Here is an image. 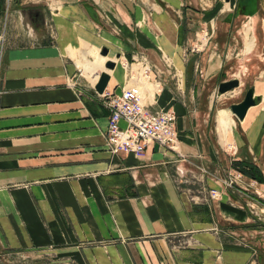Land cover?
Masks as SVG:
<instances>
[{
    "label": "crops",
    "instance_id": "obj_1",
    "mask_svg": "<svg viewBox=\"0 0 264 264\" xmlns=\"http://www.w3.org/2000/svg\"><path fill=\"white\" fill-rule=\"evenodd\" d=\"M181 3L11 0L0 73V251L50 264H264V243L257 250L231 233L253 216L244 201L263 210L264 202L218 180L233 160L264 173L263 57L253 59L249 85L259 100L238 119L230 105L241 98L219 101L226 59L214 44L215 10ZM136 84L148 109L175 114V149L151 142L140 157L107 149L104 95ZM220 109L233 119L223 135ZM256 184L264 197V182Z\"/></svg>",
    "mask_w": 264,
    "mask_h": 264
},
{
    "label": "rangeland",
    "instance_id": "obj_2",
    "mask_svg": "<svg viewBox=\"0 0 264 264\" xmlns=\"http://www.w3.org/2000/svg\"><path fill=\"white\" fill-rule=\"evenodd\" d=\"M180 4L181 10H190L205 12V10L210 9L211 7L215 10L216 19L215 32H214V44L216 47L217 54L221 58L226 59L225 64L223 65L221 72L218 76L219 81L230 80L232 78H237L239 80V85L223 94L219 101H227L230 103L232 100H235L233 96H237L242 99L243 94L249 88L250 83L252 82L254 69L256 64L253 62L254 58L262 56L261 65H264V0H181ZM11 0H4L3 7L0 12V31L3 29V21L9 16ZM28 5V4H23ZM25 6H23L24 8ZM196 30L202 31L200 24H196ZM207 27V26H206ZM196 34V33H195ZM210 37V34H209ZM200 40H205V37L201 36ZM199 40V41H200ZM238 40L245 41V47L241 50L236 45ZM237 43V44H236ZM256 43V45H255ZM251 44L252 46H248ZM255 45V48L253 46ZM253 48V50H252ZM252 50V52H251ZM263 54V55H261ZM259 59V58H258ZM218 91V90H217ZM240 92H243L241 95ZM239 93V94H238ZM228 98V99H226ZM237 98V100L239 99ZM264 104V100H263ZM217 118V115H216ZM233 126V125H232ZM230 130V129H229ZM219 133V131H218ZM261 169V168H260ZM208 170V169H206ZM210 172V171H207ZM212 173V172H210ZM264 175V173H263ZM199 180L196 184H206L205 175L200 177L197 175ZM223 177V176H222ZM214 178V177H212ZM224 178V177H223ZM219 180V178H218ZM252 180V179H251ZM220 182V180H219ZM257 181L252 180V182L247 183L246 181H238L234 186L225 188L232 189L236 193V187L238 189L248 190V197L252 200H261L264 202V197H259L254 191ZM217 198L219 197L218 190L212 191V194ZM242 194V193H238ZM232 194L230 196L233 201H237L238 198L244 195ZM237 196V197H236ZM245 198H247L245 196ZM244 199V198H243ZM240 201V199H239ZM256 201V202H257ZM243 205L246 209L250 208L253 216L243 223H236L234 225V230L231 231L232 235L238 239H243L245 242L252 244L257 250L264 243V229H259L264 227V210L249 204L244 201ZM260 204V203H256ZM261 205V204H260ZM244 223H252L258 226V229H248L242 227ZM217 228L220 229V227ZM260 231V232H259ZM43 256L36 254L34 252L25 253L18 251H0V264H50V260H43Z\"/></svg>",
    "mask_w": 264,
    "mask_h": 264
},
{
    "label": "built area",
    "instance_id": "obj_3",
    "mask_svg": "<svg viewBox=\"0 0 264 264\" xmlns=\"http://www.w3.org/2000/svg\"><path fill=\"white\" fill-rule=\"evenodd\" d=\"M7 23L8 17L4 19L3 29L0 31V73L6 43ZM203 36L205 41L209 39L207 31L204 32ZM123 66L126 64L123 63ZM150 68V64L143 59L140 77L142 81L148 79ZM104 102L109 110L104 139L110 152L123 151L140 157L151 142L158 143L168 149H175V114L169 109H148L143 103L140 85L123 87L119 93H106ZM121 121H124L123 125L120 123ZM198 168L202 173H207L206 169ZM223 177L219 180L225 188L232 187L238 181L243 180V174L237 170H229ZM212 195L214 196V193Z\"/></svg>",
    "mask_w": 264,
    "mask_h": 264
},
{
    "label": "water",
    "instance_id": "obj_4",
    "mask_svg": "<svg viewBox=\"0 0 264 264\" xmlns=\"http://www.w3.org/2000/svg\"><path fill=\"white\" fill-rule=\"evenodd\" d=\"M106 52L107 51L104 49L101 51L100 54L105 55ZM105 66L107 68H113L115 66V62L112 60H109L105 63ZM107 80H108V75L106 73H102L100 75L98 83L95 85V91L98 93H102L105 86H106ZM238 85H239L238 79L225 80V81H221L220 83H218L217 90L219 93H225V92L237 87ZM253 92H254L253 87H249L247 89V91L245 92L241 101H239L237 103H232L230 105V109H231L232 113L238 119H242L246 113V110L250 106L254 105L259 100V97H253Z\"/></svg>",
    "mask_w": 264,
    "mask_h": 264
},
{
    "label": "trees",
    "instance_id": "obj_5",
    "mask_svg": "<svg viewBox=\"0 0 264 264\" xmlns=\"http://www.w3.org/2000/svg\"><path fill=\"white\" fill-rule=\"evenodd\" d=\"M231 165L233 168H235V170L241 172L245 177L252 179V180H255V181H257V183H263L264 182L263 172L253 162L246 161V160H233L231 162ZM241 226L246 227L248 229H258V226L254 225L252 223H244ZM259 229H264V227L259 228Z\"/></svg>",
    "mask_w": 264,
    "mask_h": 264
},
{
    "label": "bare ground",
    "instance_id": "obj_6",
    "mask_svg": "<svg viewBox=\"0 0 264 264\" xmlns=\"http://www.w3.org/2000/svg\"><path fill=\"white\" fill-rule=\"evenodd\" d=\"M102 60L104 57H100ZM237 79V78H232ZM217 129L221 135L225 134L230 127L233 125V119L229 115V111L227 109H220L217 112Z\"/></svg>",
    "mask_w": 264,
    "mask_h": 264
}]
</instances>
